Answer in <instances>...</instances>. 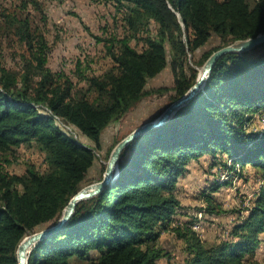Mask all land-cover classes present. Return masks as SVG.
<instances>
[{
    "label": "trees",
    "instance_id": "obj_1",
    "mask_svg": "<svg viewBox=\"0 0 264 264\" xmlns=\"http://www.w3.org/2000/svg\"><path fill=\"white\" fill-rule=\"evenodd\" d=\"M123 13L133 38L103 42L113 67L84 77L77 89L48 66L51 47L28 16L2 12L3 22L24 47L22 70L2 64L0 53V264H18L22 240L43 226L55 227L70 199L81 189L101 150V135L146 96L170 95V104L195 84L198 71L188 57L212 36L220 47L195 62L201 67L220 48L264 34V0H99ZM37 5V4H36ZM156 24L149 34L150 23ZM170 67L173 87L146 89ZM257 130L249 123L255 116ZM60 125L77 129L84 146ZM34 144L46 170L28 165L10 174L4 163L20 146ZM224 156V157H221ZM208 157L211 168L258 171L259 187L238 221L220 241L207 244L193 229L195 217L182 213L178 181L191 161ZM201 191L203 216L219 212L212 195ZM202 219V218H201ZM171 233L184 245V264H246L264 234V43L243 55L229 54L213 67L203 89L163 125L132 141L120 154L115 178L76 206L71 218L37 242L28 264H159L170 255L161 245ZM198 232V233H197ZM96 254V258L91 255Z\"/></svg>",
    "mask_w": 264,
    "mask_h": 264
},
{
    "label": "rangeland",
    "instance_id": "obj_2",
    "mask_svg": "<svg viewBox=\"0 0 264 264\" xmlns=\"http://www.w3.org/2000/svg\"><path fill=\"white\" fill-rule=\"evenodd\" d=\"M2 12L28 16L32 27L44 34L51 47L48 68L55 74L66 75L77 89L83 90L87 89V85L80 81L81 76H101L113 67L112 59L103 42H98L96 36L105 40L112 37L118 39L126 37L133 48L141 51L144 46L141 39L147 35L141 33L133 38L125 28L123 13L117 12L112 4H104L99 0H0L2 64L14 71L22 70V56L26 54L17 37L4 24ZM155 31L156 24L152 22L148 33L152 34ZM220 46H222L221 40L212 36L206 46L194 55H189V66L195 68L199 75L203 65L197 67L195 62L204 53ZM172 87L173 76L169 66L150 79L146 85L147 90ZM170 95L172 91L163 95L146 96L124 116L104 129L101 135V150L95 152V162L81 189L102 181L107 162L115 146L137 128L155 121L172 104L169 102ZM260 124L262 123L257 115L249 126L251 125L250 129L257 130ZM57 125L84 146L90 145L89 141L74 127ZM8 160L9 163L4 165L10 174L21 175L30 164L40 172L46 170L44 154L34 144L20 146L13 151ZM209 160L208 157H202L199 161H191L188 173L179 179L177 186L183 207L182 213L188 218L195 217L201 220L202 225L199 226L195 222L194 227L197 226L200 238L204 242L213 244L226 237L227 231L238 221L239 215L246 214L245 209L250 207L259 187V181H256L259 174L254 169L247 171L240 168L235 171L218 169V167L213 169L210 167ZM213 184L220 186L218 191L212 194L216 204L220 206L219 212L206 216L197 214V210L206 205L200 192ZM44 228L46 226L36 232L45 230ZM260 238V244L246 264H264V234ZM161 239V245L170 256L160 260L159 264H184L186 254L182 242L168 232H164ZM91 257L96 258V254H92ZM71 264L82 263L75 260Z\"/></svg>",
    "mask_w": 264,
    "mask_h": 264
},
{
    "label": "water",
    "instance_id": "obj_3",
    "mask_svg": "<svg viewBox=\"0 0 264 264\" xmlns=\"http://www.w3.org/2000/svg\"><path fill=\"white\" fill-rule=\"evenodd\" d=\"M263 43L264 34L259 35L255 38L233 42L215 51L203 65L195 84L188 90V92L184 96L169 105L155 121L137 128L115 146L107 162L104 176L101 182L80 189L70 199L69 203L63 211L61 219L55 227H50L40 232H36L22 240L16 252L18 264H28L29 251L37 242L43 240L54 230L63 226L73 215L78 203L95 196L115 178L118 170L120 154L132 141L144 135L149 130L163 125L173 114H175L182 106L191 101L203 89L206 80L213 70L214 65L220 58L229 54L243 55L252 51Z\"/></svg>",
    "mask_w": 264,
    "mask_h": 264
},
{
    "label": "bare ground",
    "instance_id": "obj_4",
    "mask_svg": "<svg viewBox=\"0 0 264 264\" xmlns=\"http://www.w3.org/2000/svg\"><path fill=\"white\" fill-rule=\"evenodd\" d=\"M197 214H198V213H197ZM200 215H201V214H200ZM200 215H199V216H200ZM196 216H197V215H196ZM199 216H198V217H199ZM199 218H201V216H200ZM198 221H199V220H198ZM200 221H201V220H200ZM196 224H197V223H196ZM200 228H201V227H200ZM193 229H194L195 231H198L197 226H195V227L193 226ZM197 233H198V232H197Z\"/></svg>",
    "mask_w": 264,
    "mask_h": 264
}]
</instances>
